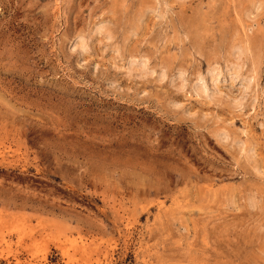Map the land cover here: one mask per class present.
I'll return each mask as SVG.
<instances>
[{"label": "rangeland", "instance_id": "obj_1", "mask_svg": "<svg viewBox=\"0 0 264 264\" xmlns=\"http://www.w3.org/2000/svg\"><path fill=\"white\" fill-rule=\"evenodd\" d=\"M0 264H264V0H0Z\"/></svg>", "mask_w": 264, "mask_h": 264}, {"label": "bare ground", "instance_id": "obj_2", "mask_svg": "<svg viewBox=\"0 0 264 264\" xmlns=\"http://www.w3.org/2000/svg\"><path fill=\"white\" fill-rule=\"evenodd\" d=\"M242 45V44H241ZM248 45H246V47H247ZM233 48H234V46H233ZM243 49V48H242ZM242 49H241V47L239 48V46L237 47V48H234L233 50H234V54H236V58H234V60L236 59V61H234L233 63H232V66H229L231 69L233 68V67H235V68H239L240 66H241V63H240V57H241V55H242ZM248 51V50H247ZM245 55V54H244ZM233 56V55H232ZM231 65V64H230ZM217 70V69H216ZM235 70V69H234ZM237 71H238V69H237ZM212 73V71L210 72V74ZM238 73V72H237ZM201 91V90H200Z\"/></svg>", "mask_w": 264, "mask_h": 264}]
</instances>
